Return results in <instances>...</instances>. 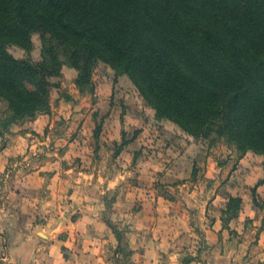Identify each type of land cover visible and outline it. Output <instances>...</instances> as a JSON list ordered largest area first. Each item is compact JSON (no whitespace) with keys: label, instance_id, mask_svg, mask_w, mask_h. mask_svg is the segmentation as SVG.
Masks as SVG:
<instances>
[{"label":"rangeland","instance_id":"obj_1","mask_svg":"<svg viewBox=\"0 0 264 264\" xmlns=\"http://www.w3.org/2000/svg\"><path fill=\"white\" fill-rule=\"evenodd\" d=\"M32 40L8 50L49 55ZM61 50L47 107L14 119L0 95V250L49 229L77 246L97 226L105 264H264V154L189 133L103 60L80 85Z\"/></svg>","mask_w":264,"mask_h":264},{"label":"trees","instance_id":"obj_2","mask_svg":"<svg viewBox=\"0 0 264 264\" xmlns=\"http://www.w3.org/2000/svg\"><path fill=\"white\" fill-rule=\"evenodd\" d=\"M33 32L49 55L15 57L8 45L31 46ZM60 50L80 85L103 60L189 133L264 154V0H0V95L14 119L48 106Z\"/></svg>","mask_w":264,"mask_h":264},{"label":"crops","instance_id":"obj_3","mask_svg":"<svg viewBox=\"0 0 264 264\" xmlns=\"http://www.w3.org/2000/svg\"><path fill=\"white\" fill-rule=\"evenodd\" d=\"M48 225L51 227V223ZM97 229L96 226L90 230L91 235H88L86 229L77 246L73 236L51 235V229L46 237L24 236L26 234L24 231H18L19 238L14 240V243L17 244L16 249H20L21 252H17L16 257L12 251L9 257L6 251L0 250V264L8 259L16 261L15 264H105L107 260L102 247L104 239ZM23 245L26 248L22 249ZM224 255L221 257L226 260Z\"/></svg>","mask_w":264,"mask_h":264}]
</instances>
